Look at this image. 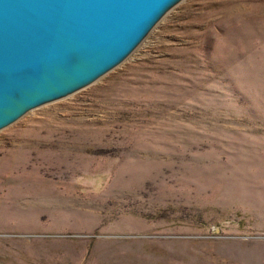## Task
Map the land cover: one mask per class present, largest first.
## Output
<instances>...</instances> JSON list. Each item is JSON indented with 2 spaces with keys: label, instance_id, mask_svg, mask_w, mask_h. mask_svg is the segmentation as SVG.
I'll use <instances>...</instances> for the list:
<instances>
[{
  "label": "rangeland",
  "instance_id": "1",
  "mask_svg": "<svg viewBox=\"0 0 264 264\" xmlns=\"http://www.w3.org/2000/svg\"><path fill=\"white\" fill-rule=\"evenodd\" d=\"M225 6L170 0L0 125V264H264V20Z\"/></svg>",
  "mask_w": 264,
  "mask_h": 264
},
{
  "label": "water",
  "instance_id": "2",
  "mask_svg": "<svg viewBox=\"0 0 264 264\" xmlns=\"http://www.w3.org/2000/svg\"><path fill=\"white\" fill-rule=\"evenodd\" d=\"M169 1L0 0V125L116 63Z\"/></svg>",
  "mask_w": 264,
  "mask_h": 264
},
{
  "label": "clouds",
  "instance_id": "3",
  "mask_svg": "<svg viewBox=\"0 0 264 264\" xmlns=\"http://www.w3.org/2000/svg\"><path fill=\"white\" fill-rule=\"evenodd\" d=\"M225 13L237 25L246 21L264 20V0H225ZM217 55L225 58L231 52L226 37H214Z\"/></svg>",
  "mask_w": 264,
  "mask_h": 264
},
{
  "label": "bare ground",
  "instance_id": "4",
  "mask_svg": "<svg viewBox=\"0 0 264 264\" xmlns=\"http://www.w3.org/2000/svg\"><path fill=\"white\" fill-rule=\"evenodd\" d=\"M131 49H132V48H131ZM131 49H130V50H131ZM123 57H124V56H123ZM123 57H122V58H123ZM122 58H121V59H122ZM113 64H114V63H113ZM113 64H112V65H113ZM112 65H110L109 67H111ZM109 67L103 69V71H101V72H98V73H97L94 77H92L90 80H92V79L98 77L101 73H103L104 71H106ZM26 109H28V108H26ZM26 109L21 110L20 113L24 112ZM17 114H19V112H18ZM17 118H18V117H17Z\"/></svg>",
  "mask_w": 264,
  "mask_h": 264
}]
</instances>
